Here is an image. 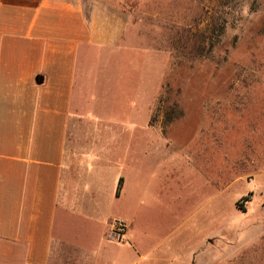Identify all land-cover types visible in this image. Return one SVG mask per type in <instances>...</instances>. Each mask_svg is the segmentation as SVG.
I'll return each mask as SVG.
<instances>
[{"label":"rangeland","instance_id":"obj_1","mask_svg":"<svg viewBox=\"0 0 264 264\" xmlns=\"http://www.w3.org/2000/svg\"><path fill=\"white\" fill-rule=\"evenodd\" d=\"M113 2L129 21L121 71L91 113L140 125L153 93L167 139L138 135L128 156L121 141L106 174L128 185L121 200L107 190L102 213L128 222L150 264H264V0ZM138 85L149 99H134ZM69 226L68 239L91 251L70 248V258L120 257L97 255V240ZM108 229L121 238L125 226Z\"/></svg>","mask_w":264,"mask_h":264},{"label":"crops","instance_id":"obj_2","mask_svg":"<svg viewBox=\"0 0 264 264\" xmlns=\"http://www.w3.org/2000/svg\"><path fill=\"white\" fill-rule=\"evenodd\" d=\"M128 22L113 0H0V264H81L70 248L91 251L68 239L71 224L97 240V255H123L109 264H150L128 222L101 205L107 190L125 195L123 174H106L121 141L128 156L138 135L167 139L154 124V94L140 125L91 113L121 71L115 51ZM139 96L149 99L138 85ZM111 220L124 224L121 238Z\"/></svg>","mask_w":264,"mask_h":264},{"label":"trees","instance_id":"obj_3","mask_svg":"<svg viewBox=\"0 0 264 264\" xmlns=\"http://www.w3.org/2000/svg\"><path fill=\"white\" fill-rule=\"evenodd\" d=\"M221 30H222V28H220V29H219V32H220ZM219 32H218V33H219ZM119 184H120V183H119ZM119 184H118V187H117V189H119V186H120ZM247 197H248V196H246V197L242 198V201H246V200H247Z\"/></svg>","mask_w":264,"mask_h":264}]
</instances>
